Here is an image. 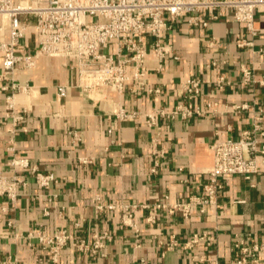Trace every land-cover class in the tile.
I'll return each instance as SVG.
<instances>
[{
    "label": "crops",
    "instance_id": "0c3cea01",
    "mask_svg": "<svg viewBox=\"0 0 264 264\" xmlns=\"http://www.w3.org/2000/svg\"><path fill=\"white\" fill-rule=\"evenodd\" d=\"M190 17L168 18L163 43L171 52L163 61L146 58L143 84L131 79L122 92L86 91L74 60L40 57L34 68L16 71L29 93L0 91V171L25 182L15 200L0 197V261L264 264L263 156L251 178L222 177L215 203L203 211L195 204L186 217L155 208L207 197L215 140L240 138L256 125L264 132V12L256 13L255 32L229 8L198 23ZM26 42L34 51L36 38ZM243 66L252 69L254 82L243 81ZM128 72L134 73L132 64ZM193 78L200 80L197 93L186 89ZM59 86L67 87L63 98ZM185 107L191 116L172 114ZM14 158L28 159L29 168L15 169ZM36 172L55 178L42 187ZM133 204L129 216L124 205ZM63 230L71 239L54 262L51 246L43 247L37 235ZM103 234L110 237L98 253L78 248ZM196 236L204 238L194 242Z\"/></svg>",
    "mask_w": 264,
    "mask_h": 264
},
{
    "label": "built area",
    "instance_id": "2783aa9c",
    "mask_svg": "<svg viewBox=\"0 0 264 264\" xmlns=\"http://www.w3.org/2000/svg\"><path fill=\"white\" fill-rule=\"evenodd\" d=\"M224 8L233 11L234 17L255 32L257 12H264V0H0V91L12 88L13 95L20 92L29 93L30 86L23 85L16 76L18 69L34 68L40 57H60L74 60V68L79 72V86L86 91L106 87L122 92L126 82L131 79L141 84L145 76V60L153 54L160 61L170 54V46L163 43V32L169 28L172 20L191 15L190 21L198 23L202 15L215 19ZM208 25V20L202 22ZM36 38L32 51L26 39ZM152 37V42L147 41ZM134 66V73L128 72V66ZM243 81L254 82L250 67L243 66ZM263 83V81H262ZM187 91L197 93L200 80L188 81ZM67 94L66 86H59L60 98ZM9 97L13 107V96ZM13 103V104H12ZM248 107L243 104L241 108ZM15 112H13L14 114ZM191 116V108L175 110ZM15 120H23L24 115L15 114ZM75 140L79 139L77 131H70ZM264 135L258 125L254 130H246L240 138L217 139L211 149L214 154L213 166L209 169L210 182L206 185V198H192L189 201L160 202L155 208H167L170 212L181 211L184 216L192 213L195 204H213L223 187L221 178L242 175L251 178L259 172L258 158L264 157ZM11 165L15 169L29 168L26 158H14ZM53 174L36 172V180L42 187H48ZM25 182L17 174L6 175L0 171V197L16 199L18 189ZM103 209V205H98ZM114 208V205H107ZM131 216L136 205H124ZM110 237L103 234L96 238L93 245L81 240L77 246L82 252L98 253L103 247V240ZM37 238L43 247L51 246V259L58 262L60 250L64 248L71 236L64 230L55 235L39 233ZM204 236H196L194 242ZM212 239V237H210ZM247 250V248H243ZM245 260L242 258L238 262ZM0 264H19L17 260L8 259Z\"/></svg>",
    "mask_w": 264,
    "mask_h": 264
}]
</instances>
